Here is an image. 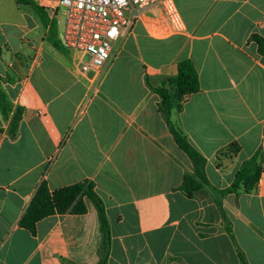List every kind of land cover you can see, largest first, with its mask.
Segmentation results:
<instances>
[{
    "label": "crops",
    "instance_id": "1",
    "mask_svg": "<svg viewBox=\"0 0 264 264\" xmlns=\"http://www.w3.org/2000/svg\"><path fill=\"white\" fill-rule=\"evenodd\" d=\"M35 1L60 42L61 18ZM174 1L184 32L159 7L144 8L96 82L73 51L54 46L36 12L24 24L0 18V83L11 103L6 118L0 112V264H97L88 197L83 213L47 215L34 233L19 225L41 183L53 191L79 182L104 204L107 264H240L237 248L247 264H264V53L253 38H264V0ZM184 60L199 89L170 120L204 157L208 181L191 196L180 185L192 163L152 89ZM253 156L254 187L222 193Z\"/></svg>",
    "mask_w": 264,
    "mask_h": 264
},
{
    "label": "trees",
    "instance_id": "2",
    "mask_svg": "<svg viewBox=\"0 0 264 264\" xmlns=\"http://www.w3.org/2000/svg\"><path fill=\"white\" fill-rule=\"evenodd\" d=\"M17 1L18 3H24L32 7L44 25L49 23L53 44L55 47L61 48L62 46L57 38L55 18H49L43 7L35 0ZM253 38L258 44L259 51L264 53V38L259 36H253ZM152 89L159 96V111L165 116L176 143L187 154L192 163L193 172L186 173L180 185V189L186 195L191 196L195 191L199 190L203 184L208 182L204 170L205 159L172 123L170 120V113L174 107H179V101L183 99L185 95L191 94L199 89L197 73L192 62L189 60L181 61L178 64L177 73L174 76L164 78ZM10 110L11 103L0 83V112L3 117L6 118ZM18 120L19 112L16 111L10 121L12 135H14L13 133L16 131ZM226 150H231V153H235L238 150V145L232 142L226 147ZM259 173L260 166L256 161V156H253L241 164L232 184L221 192L236 191L241 187L240 185H242L245 191H250L257 182ZM83 196L89 198L97 212L101 234V241L97 251V264H107L110 247L109 223L104 204L100 197L93 191L91 182H79L53 191H49L46 184L41 183L23 212L19 220V225L34 233L36 222L47 215L65 212L83 213L85 211V206L82 201ZM226 230L231 233L228 223L226 225ZM237 253L240 264H247L244 254L238 248Z\"/></svg>",
    "mask_w": 264,
    "mask_h": 264
},
{
    "label": "built area",
    "instance_id": "3",
    "mask_svg": "<svg viewBox=\"0 0 264 264\" xmlns=\"http://www.w3.org/2000/svg\"><path fill=\"white\" fill-rule=\"evenodd\" d=\"M60 20L63 47L75 53L81 73H92L93 82L110 61L122 35L149 6L159 7L174 32H184L185 26L174 0H39Z\"/></svg>",
    "mask_w": 264,
    "mask_h": 264
},
{
    "label": "rangeland",
    "instance_id": "4",
    "mask_svg": "<svg viewBox=\"0 0 264 264\" xmlns=\"http://www.w3.org/2000/svg\"><path fill=\"white\" fill-rule=\"evenodd\" d=\"M58 10L62 22L63 7L59 6ZM0 18L5 21L24 24L26 21L29 23L31 18H37V15L32 7L27 4L18 3L17 0H0Z\"/></svg>",
    "mask_w": 264,
    "mask_h": 264
}]
</instances>
